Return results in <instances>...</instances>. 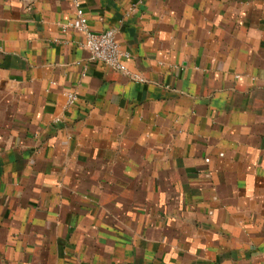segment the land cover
I'll return each mask as SVG.
<instances>
[{
	"label": "crops",
	"instance_id": "crops-1",
	"mask_svg": "<svg viewBox=\"0 0 264 264\" xmlns=\"http://www.w3.org/2000/svg\"><path fill=\"white\" fill-rule=\"evenodd\" d=\"M82 7L144 82L0 0V264H264V0Z\"/></svg>",
	"mask_w": 264,
	"mask_h": 264
},
{
	"label": "built area",
	"instance_id": "built-area-1",
	"mask_svg": "<svg viewBox=\"0 0 264 264\" xmlns=\"http://www.w3.org/2000/svg\"><path fill=\"white\" fill-rule=\"evenodd\" d=\"M74 16L67 23L61 25L62 32L74 31L84 38L83 48L89 53L90 59L101 63L117 72L123 73L131 80L143 83L144 80L137 74L130 73L125 62L130 58L129 53L123 51L117 41V31L107 29L102 33L93 32L82 7V0H73ZM67 106H72L77 100L74 93H65ZM55 119L54 123H59Z\"/></svg>",
	"mask_w": 264,
	"mask_h": 264
}]
</instances>
